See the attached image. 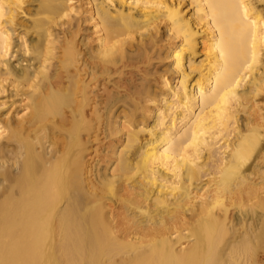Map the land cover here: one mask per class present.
<instances>
[{
  "label": "bare ground",
  "instance_id": "1",
  "mask_svg": "<svg viewBox=\"0 0 264 264\" xmlns=\"http://www.w3.org/2000/svg\"><path fill=\"white\" fill-rule=\"evenodd\" d=\"M0 264H264V0H0Z\"/></svg>",
  "mask_w": 264,
  "mask_h": 264
}]
</instances>
